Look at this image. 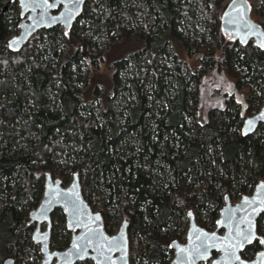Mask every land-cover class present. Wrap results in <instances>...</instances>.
<instances>
[{
	"label": "trees",
	"instance_id": "trees-1",
	"mask_svg": "<svg viewBox=\"0 0 264 264\" xmlns=\"http://www.w3.org/2000/svg\"><path fill=\"white\" fill-rule=\"evenodd\" d=\"M247 1L250 19L264 31V0ZM222 2L85 0L67 35L57 27L38 31L16 52L5 42L17 31L18 16L7 15L16 5L0 12V264L5 258L17 264L24 254L25 264L39 260L27 222L46 173L63 186L77 174L83 199L96 207L105 228L111 216L104 206L113 204L108 208L128 222L132 247L145 243L136 264H167L168 240L158 233L182 213L204 214L197 225L212 230L223 195L233 202L264 183V126L239 135L233 104L217 118L215 112L201 116L194 85L210 63L198 61L197 73L182 76L180 53L167 59L165 52L169 46L186 57L200 53L209 62L220 56L248 106L264 103V50L223 41L217 23ZM102 37L109 48H126L107 61L98 51ZM217 43L225 44L219 52ZM100 64L111 75L117 111L106 99L95 113L78 97L79 85ZM51 218L50 246L62 250L68 238L63 217L55 210ZM256 233L264 239V210ZM258 247L250 244L241 258L250 260Z\"/></svg>",
	"mask_w": 264,
	"mask_h": 264
},
{
	"label": "water",
	"instance_id": "water-1",
	"mask_svg": "<svg viewBox=\"0 0 264 264\" xmlns=\"http://www.w3.org/2000/svg\"><path fill=\"white\" fill-rule=\"evenodd\" d=\"M12 4L18 7L20 21L18 32L6 40V48L16 52L38 31L60 27L67 35L80 16L85 0H7L1 13ZM249 11L246 0H230L219 19L221 35L226 41L239 45L251 42L254 48L264 50V31L249 18ZM221 78L228 82L223 75ZM259 126H264V104L243 120L240 134L251 135ZM43 179L40 201L28 213L27 222L36 227L31 241L39 246L42 256L39 264H74L84 260L93 264H128L126 221H121L115 234H106L100 215L92 213L82 198L77 174H72L64 186L48 173ZM54 210L61 212L65 229L71 233L63 251L49 250L50 215ZM263 210L264 183L259 181L251 194L240 197L236 204L231 205L225 198L212 230L199 227L193 214L187 212L184 243L169 244L173 256L168 264H264V239L256 233V220ZM41 225L44 231L40 233ZM254 241L260 249L250 260L242 259L240 253ZM2 264H13V260L5 259Z\"/></svg>",
	"mask_w": 264,
	"mask_h": 264
},
{
	"label": "rangeland",
	"instance_id": "rangeland-1",
	"mask_svg": "<svg viewBox=\"0 0 264 264\" xmlns=\"http://www.w3.org/2000/svg\"><path fill=\"white\" fill-rule=\"evenodd\" d=\"M6 1L7 0H3L2 4L4 5V3ZM91 1L94 4H98V0H91ZM226 1L227 0H225V2ZM0 12H1V10H0ZM18 12H19L18 7L16 6V9L9 10L7 12L8 13L7 15H8V17H11L13 15L18 16ZM3 13H5V12H3ZM187 20L190 21V24H192V25L195 24V22H193L191 19L187 18ZM147 23L151 24L149 21ZM180 27H185V25L181 23ZM57 28L59 31H62L60 27H57ZM198 28H199V26H198ZM198 31H202V29H198ZM17 32H18V30L15 33H12L11 35H9V37L15 35ZM131 33H133V31ZM105 41H106L105 37H102L101 41L98 42V51L107 57V61H109V60L117 57L118 55H120V53L126 48L125 46H119V45L114 46L113 48H109V47H107ZM213 45L214 44L211 43L212 47H213ZM37 47H41V43H39V45H37ZM165 52L168 54L167 59L169 57H171L174 54V52H176L177 55H178V53H180L178 58L183 62L182 65L180 66L181 67L180 68L181 75L182 76H188L189 72H188L187 68H192L195 65V63L193 61V55L190 57H186L184 52L182 53L179 50H175V49L173 50V48L169 47V46H167L165 48ZM62 54H63V52H62ZM104 68H105V64H103V65L100 64L96 68L95 72L92 75L87 74L88 82L86 84H80L79 88H78V91H79L78 97L82 101L86 102V106H91L95 113L100 112L101 107L103 106L102 104L104 103V100H106V99L109 101L107 103L108 109H110L112 111H117L119 109V108H117V105L119 102L115 101L112 98L113 93H112L111 88H110L111 75H109L108 70L106 68L105 69ZM209 77L212 78L213 76L210 74ZM213 82H216V81L209 82L208 85L213 84ZM93 91H94V93H93ZM199 100L201 102L200 114H201V116H204L207 109L209 107H213L214 105L209 99H207L205 94H201V96H199ZM126 101H128V99ZM217 113L218 112H215L216 118L218 117ZM57 179H59L61 181L60 178H57ZM69 181H70V176H69L68 182ZM102 204L105 205L104 202H102ZM110 205H113V204H107V206H104V211L109 213V215L111 216L108 219V225H109V228L111 230V233L114 234L123 218L121 217V215H119L117 213L116 209L114 210L113 208L112 209L108 208V207H110ZM93 207H94V211H95L96 207L95 206H93ZM188 212H191L193 214L195 221H197L199 217L201 218L204 215V214H200V216L197 215L196 211H194L193 209L189 210ZM186 213L187 212L182 213L181 218L179 220H177L173 225H168L167 228L159 231V233H158L159 237L167 239L168 242L172 241V240H179L177 238V236L180 237V235H179L180 230L184 231L187 228V222L188 221H187ZM27 225H29L31 230L34 228L33 224L27 223ZM28 236H30V232H29ZM183 237L184 236H181L180 239H182ZM144 246H145L144 242H141L139 244V246L136 248H133L132 244L129 245L130 259L135 260L136 259L135 253L142 251ZM5 259H11V258H5ZM27 260H28V258L24 254L23 256H21L20 258L17 259V261H18L17 264H25L28 262ZM35 264H39L38 261ZM130 264H136V263H130Z\"/></svg>",
	"mask_w": 264,
	"mask_h": 264
},
{
	"label": "flooded vegetation",
	"instance_id": "flooded-vegetation-1",
	"mask_svg": "<svg viewBox=\"0 0 264 264\" xmlns=\"http://www.w3.org/2000/svg\"><path fill=\"white\" fill-rule=\"evenodd\" d=\"M229 1L230 0H227L226 2H225V0H223V2L221 3V6H222V10H221V14H222V12H223V10L225 9V7H226V5L229 3ZM247 1V0H246ZM225 2V3H224ZM247 3H248V1H247ZM249 4V3H248ZM250 10H251V8H250ZM249 13H250V11H249ZM221 14H220V16H221ZM220 16L218 17V19H217V23H218V30L220 31V25H219V19H220ZM250 18V17H249ZM20 21V20H19ZM18 21V22H19ZM253 21V20H252ZM254 22V21H253ZM255 23V22H254ZM18 24V23H17ZM257 24V23H256ZM220 34H221V32H220ZM222 36V35H221ZM224 39V38H223ZM225 43H229V46H231V47H237V49H239L240 47H243V46H245V45H248V44H250L251 45V47H253L252 46V44H251V42H247V43H245V44H243V45H239L237 42H234V41H225V39L223 40ZM222 46H224L225 44H221ZM220 44H216V46L218 47V52H219V50H220V46H221ZM214 46V45H213ZM254 48V47H253ZM254 49H256V48H254ZM256 50H258V49H256ZM258 51H263V50H258ZM216 53V54H219V53ZM193 55V60H196L195 62H196V65L194 66V68H193V70H189V69H187L189 72H191L190 74H195V73H197V71L199 70V68L201 67V65H198L197 64V62L198 61H203V62H206V63H210V65L208 64V65H206L205 66V68H204V70L202 69V75H200L199 76V80H198V83L196 84V85H194V88H195V90H196V93L199 95V96H201V94H205V96L207 97V99H209L212 103H213V107H209L208 109H207V111L205 112V115L207 114V113H211V112H224L225 110H226V107H227V105H229V104H233L235 107H236V111H237V114H238V119H239V121H240V128H241V126H242V123H243V120L246 118V117H250V116H252L253 114H255L258 110H259V108L264 104V103H262L261 105H259L257 108H255V110H252V107H249L248 106V100H249V97L247 98V99H245L244 98V95H243V92L240 90V88L238 87V85L239 84H237L236 82H234L230 77H228L225 73H227L228 72V70H227V72H226V70L224 69V68H222L219 64V60H220V56H214V60L213 61H210L209 62V60H207V57H204L203 56V54H200V53H195V54H192ZM191 55V56H192ZM182 62V61H181ZM183 63V62H182ZM226 68V67H225ZM208 74V75H207ZM212 75L213 77L212 78H210L209 77V75ZM221 75H223L224 77H225V79L228 81V82H226V81H223L222 80V78H221ZM212 81H216V82H213V84H211V85H208V83L209 82H212ZM231 85V86H230ZM193 88V89H194ZM239 96H241V98L239 97ZM259 127H261V126H259ZM258 127V128H259ZM240 128H239V135H241L240 134ZM258 131V129L253 133V134H251V135H245L246 137L247 136H252V135H254V134H256V132ZM241 136H243V135H241ZM79 179V178H78ZM70 182V181H69ZM68 182V183H69ZM257 182H259V181H257ZM256 182V183H257ZM43 183H44V179H43ZM67 183V184H68ZM255 183V184H256ZM66 184V185H67ZM79 185H80V183H79ZM42 186H43V184H42ZM255 186V185H254ZM253 186V187H254ZM253 187H252V189H251V191L249 192V193H247V194H244V195H250L251 194V192H252V190H253ZM81 188V187H80ZM82 195V194H81ZM244 195H241V196H239L238 197V199L236 200L235 199V201H233V202H231L230 201V199L228 198V196L227 195H223V198H222V205H221V207L224 205V203H225V198H227L228 200H229V202H230V204L231 205H234V204H236V202H238V200L240 199V197H242V196H244ZM83 198V197H82ZM84 200V199H83ZM85 201V200H84ZM86 202V201H85ZM87 203V202H86ZM88 205V204H87ZM88 207H89V205H88ZM220 207V208H221ZM89 209H90V211L92 212V213H98L99 215H100V217H101V220H102V226H103V217H102V215L98 212V211H94V208L93 209H91V207H89ZM55 211V210H54ZM53 211V212H54ZM59 211V210H58ZM52 212V213H53ZM60 212V211H59ZM52 213H51V215H50V232H49V250L50 251H63L64 249H66L67 248V246H68V244H69V242H70V239H71V233L69 232V231H67L66 229H65V224H64V218H63V223H62V227H63V229H64V231L66 232V233H68V238H67V246L64 248V249H62V250H57V249H54L53 247H51L50 246V242H51V239H52V237H53V231H52V225H53V221H52V218H51V216H52ZM61 213V212H60ZM62 215V214H61ZM186 216H187V213H186ZM62 217H63V215H62ZM122 220H124V221H126L124 218L122 219ZM196 222V221H195ZM121 223V222H120ZM126 223H127V238H128V249H129V245H131L130 244V240H129V236H128V222L126 221ZM196 224H197V222H196ZM29 226V225H28ZM33 226H34V228L31 230L30 229V236H29V241L32 243V245H34L35 246V249H36V253H37V256H38V258H39V260H38V263H40V261H41V259H42V256H41V254H40V251H39V246L38 245H35L32 241H31V235H32V233H33V231L35 230V224H33ZM199 226V225H198ZM119 227V226H118ZM200 227V226H199ZM108 229V230H107ZM118 229V228H117ZM103 230H104V232L106 233V234H108V235H113L112 233H111V230H110V228L108 227H104L103 226ZM44 231V225H41L40 226V228H39V232L41 233V232H43ZM180 231H182V230H180ZM185 231L186 230H184V234L182 235V236H185ZM56 232V231H55ZM59 232V231H58ZM116 232H117V230H116ZM115 232V233H116ZM114 233V234H115ZM75 234H76V232H75ZM179 235H180V232H179ZM177 238L179 239V240H172V241H169L168 243H167V245H166V247H165V249H166V253H167V264L169 263V261L171 260V258H172V256H173V249H170V247H169V244L171 243V242H176V243H178V244H183L184 243V237L182 238V239H180L178 236H177ZM254 242H256V241H254ZM253 242V243H254ZM252 244V243H251ZM249 246V245H248ZM258 246H259V244H258ZM246 248V247H245ZM260 249V246L258 247V250ZM257 250V251H258ZM256 251V252H257ZM241 257V256H240ZM133 260L132 259H130V255H129V250H128V264H130L131 262H132ZM13 264H15V260H13ZM74 264H93L91 261H89V260H84V261H77V262H75ZM201 264H203V263H201Z\"/></svg>",
	"mask_w": 264,
	"mask_h": 264
}]
</instances>
